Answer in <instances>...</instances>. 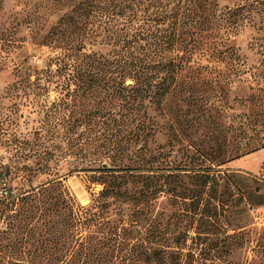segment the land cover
Wrapping results in <instances>:
<instances>
[{"label": "trees", "instance_id": "16d2710c", "mask_svg": "<svg viewBox=\"0 0 264 264\" xmlns=\"http://www.w3.org/2000/svg\"><path fill=\"white\" fill-rule=\"evenodd\" d=\"M245 10L264 13V0H85L51 27L43 44L59 53L35 73L33 106L54 86L60 97L47 134L65 145L70 173L101 190L84 207L51 180L2 205L4 234L14 237L4 248L10 260L208 264L201 246L226 181L212 169L217 156L195 151L194 164L189 129L205 114L195 117L203 108L191 104L208 84L201 61H224ZM181 144L187 157L178 162L172 153Z\"/></svg>", "mask_w": 264, "mask_h": 264}, {"label": "rangeland", "instance_id": "374dc122", "mask_svg": "<svg viewBox=\"0 0 264 264\" xmlns=\"http://www.w3.org/2000/svg\"><path fill=\"white\" fill-rule=\"evenodd\" d=\"M83 1L0 0V177L20 199L51 180L61 182L84 207L91 193L101 190L87 183L85 173H70L74 165L64 155L65 145L47 134L51 102L60 97L54 86L42 90L40 102L33 106L35 73L59 53L44 45V38ZM222 2L221 7L227 4ZM239 18L224 61H201L199 78L208 84L196 87L191 104L203 108L195 117L205 114L204 121L189 129L194 164H199L195 151L217 156L212 169L226 181L216 190L218 203L211 202L216 209L201 246L208 264H264V13L245 10ZM42 84L47 86L46 80ZM63 119L60 115L53 121ZM166 142V136L159 138V144ZM175 150L172 158L186 160L183 144ZM2 210L0 264H26L4 253L14 237L4 234L9 221ZM159 210L165 217L171 215L166 198L160 200Z\"/></svg>", "mask_w": 264, "mask_h": 264}, {"label": "built area", "instance_id": "2783aa9c", "mask_svg": "<svg viewBox=\"0 0 264 264\" xmlns=\"http://www.w3.org/2000/svg\"><path fill=\"white\" fill-rule=\"evenodd\" d=\"M19 199L20 198L15 195V192L8 185L6 178L0 177V207H2V205L16 203Z\"/></svg>", "mask_w": 264, "mask_h": 264}]
</instances>
